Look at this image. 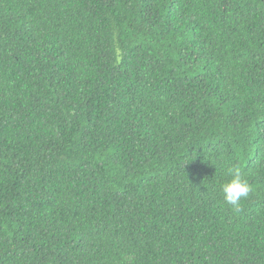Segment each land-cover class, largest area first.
Instances as JSON below:
<instances>
[{"label": "trees", "instance_id": "obj_1", "mask_svg": "<svg viewBox=\"0 0 264 264\" xmlns=\"http://www.w3.org/2000/svg\"><path fill=\"white\" fill-rule=\"evenodd\" d=\"M0 264H264V0H0Z\"/></svg>", "mask_w": 264, "mask_h": 264}, {"label": "clouds", "instance_id": "obj_2", "mask_svg": "<svg viewBox=\"0 0 264 264\" xmlns=\"http://www.w3.org/2000/svg\"><path fill=\"white\" fill-rule=\"evenodd\" d=\"M227 175L230 177L221 185L223 202L234 211L239 212L242 203L253 191L252 184L246 174L239 167H229Z\"/></svg>", "mask_w": 264, "mask_h": 264}]
</instances>
